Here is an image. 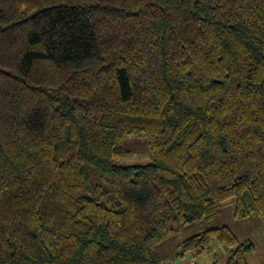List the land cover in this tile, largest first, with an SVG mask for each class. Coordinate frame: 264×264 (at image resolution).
Segmentation results:
<instances>
[{"label": "trees", "instance_id": "16d2710c", "mask_svg": "<svg viewBox=\"0 0 264 264\" xmlns=\"http://www.w3.org/2000/svg\"><path fill=\"white\" fill-rule=\"evenodd\" d=\"M230 200L264 220V0H0V264H165ZM213 241L255 250L176 256Z\"/></svg>", "mask_w": 264, "mask_h": 264}, {"label": "rangeland", "instance_id": "374dc122", "mask_svg": "<svg viewBox=\"0 0 264 264\" xmlns=\"http://www.w3.org/2000/svg\"><path fill=\"white\" fill-rule=\"evenodd\" d=\"M125 156L117 160L121 166H143L152 162L148 140L145 135H131L121 145ZM234 200H230L222 207L221 212L214 218L202 219L190 225L182 227L178 233L167 240L158 248V254L165 264H179L176 256L178 247L188 238L200 234L210 228L226 226L232 230L238 240L243 243L252 241L255 250L247 255L249 264L264 263V220L258 216H251L246 220L234 218ZM230 256V249L217 242L211 243V250L201 255L192 252L185 257L195 264H226Z\"/></svg>", "mask_w": 264, "mask_h": 264}, {"label": "built area", "instance_id": "2783aa9c", "mask_svg": "<svg viewBox=\"0 0 264 264\" xmlns=\"http://www.w3.org/2000/svg\"><path fill=\"white\" fill-rule=\"evenodd\" d=\"M180 264H191L190 262H182Z\"/></svg>", "mask_w": 264, "mask_h": 264}]
</instances>
